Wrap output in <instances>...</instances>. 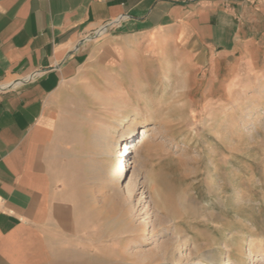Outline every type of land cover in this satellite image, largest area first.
Wrapping results in <instances>:
<instances>
[{
	"label": "crops",
	"instance_id": "crops-1",
	"mask_svg": "<svg viewBox=\"0 0 264 264\" xmlns=\"http://www.w3.org/2000/svg\"><path fill=\"white\" fill-rule=\"evenodd\" d=\"M163 56L259 67L264 0H0V264L76 262L96 220L99 103L129 105L127 73Z\"/></svg>",
	"mask_w": 264,
	"mask_h": 264
},
{
	"label": "rangeland",
	"instance_id": "rangeland-1",
	"mask_svg": "<svg viewBox=\"0 0 264 264\" xmlns=\"http://www.w3.org/2000/svg\"><path fill=\"white\" fill-rule=\"evenodd\" d=\"M161 58L127 73L129 105L99 103L96 220L74 264H264V63Z\"/></svg>",
	"mask_w": 264,
	"mask_h": 264
},
{
	"label": "bare ground",
	"instance_id": "bare-ground-1",
	"mask_svg": "<svg viewBox=\"0 0 264 264\" xmlns=\"http://www.w3.org/2000/svg\"><path fill=\"white\" fill-rule=\"evenodd\" d=\"M213 67L215 68L214 70H216L217 72L219 71V68L221 67V65L218 62V59L216 61L215 64H213ZM149 131L148 130H144L143 133V139H146L147 137H149L148 135ZM129 136H126V139H128ZM144 141H138L136 143L133 144L132 148H131V154H132V161H131V170H133V176L137 173L138 169H139V152H140V148L142 147ZM258 255H256V261H262V260H258V258L261 256L262 258H264L263 254H264V250L262 249V247L259 249V251L257 252ZM198 264H204L202 262H199ZM207 264H216L213 260H210V262H208Z\"/></svg>",
	"mask_w": 264,
	"mask_h": 264
},
{
	"label": "built area",
	"instance_id": "built-area-1",
	"mask_svg": "<svg viewBox=\"0 0 264 264\" xmlns=\"http://www.w3.org/2000/svg\"><path fill=\"white\" fill-rule=\"evenodd\" d=\"M118 23V21L116 22V23H114V24H117ZM114 24H110L109 26H107V27H103L102 29H100L97 33H95V35H94V37H100L102 34H104L106 31H107V29L110 27V26H113Z\"/></svg>",
	"mask_w": 264,
	"mask_h": 264
}]
</instances>
